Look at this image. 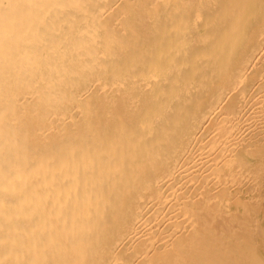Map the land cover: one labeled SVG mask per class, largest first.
<instances>
[{"label":"bare ground","instance_id":"obj_1","mask_svg":"<svg viewBox=\"0 0 264 264\" xmlns=\"http://www.w3.org/2000/svg\"><path fill=\"white\" fill-rule=\"evenodd\" d=\"M262 125L264 0H0V264L186 261Z\"/></svg>","mask_w":264,"mask_h":264},{"label":"rangeland","instance_id":"obj_2","mask_svg":"<svg viewBox=\"0 0 264 264\" xmlns=\"http://www.w3.org/2000/svg\"><path fill=\"white\" fill-rule=\"evenodd\" d=\"M248 31H246V32L249 33ZM262 72H263V67H260L259 69L251 71L247 81L250 79L251 76H252V79L255 80L256 77H258L257 75L262 73ZM260 129H261V131H263V133L261 132L262 136L259 135V138L262 139L261 144L259 146H257V148L255 147V148H253V150L247 151L248 153L243 152L239 155H234V157H236V158H234L236 163L243 165V166L248 165L247 167L253 168V169L255 167L256 174L254 173L253 178L252 177H251L252 179L249 178V180H247V183L251 185L252 184L251 181L255 177L257 179V182H259L258 185H256L258 187L257 191H259L258 194L257 195H251L249 193H246L244 195V198H246V199L244 201H242L243 203L233 204L231 208H228V206H227L230 203V199L228 198V196H226V198H222L221 200L217 201L216 202L217 204L215 205L216 207L215 208L212 207L213 212H212L211 220L217 219L219 217V215L226 214L228 217L229 223L232 226L231 235H228L226 238L224 233H221V231L218 228L217 229L211 228V230H209V231L207 230L208 231V232L206 231L207 234L204 233V231H205L204 230L203 232L200 233V235H198V239L200 238V241L196 238L197 236L195 238L190 239L191 242L189 239H188V241L187 240L184 241V244L182 245L181 253L185 254L186 261H181V263H179L178 260H176L177 258L175 256V259H174L175 262L173 261L172 264H189L190 261H191V264H208V263L209 264H218V263L219 264H227V263L228 264H264V194H263L264 193V138H263V136H264V125H262L260 127ZM240 159L242 160V162ZM257 173H258V175H257ZM226 201H227V203H226ZM191 203L192 202H189L188 206L189 207L191 206L190 207L191 209L193 208L192 211L197 212V210H198V213L202 214V215L205 213L207 214L209 212L208 211V205L209 204L203 203V205L198 206L195 204L191 205ZM201 206H202V208H201ZM196 207H197V209H196ZM205 207H206V209H205ZM224 207H226V208H224ZM225 209H227L228 211H226ZM199 210H202V211H199ZM203 212H205V213H203ZM220 212H221V214H219ZM251 227H253L252 228L253 231L248 233V229H250ZM234 228H236L235 229L236 231L234 230ZM215 232L216 233L218 232V233L215 234ZM233 237H235V238H233ZM216 241L218 242V244L220 245L221 248L226 249V251L225 250L223 251L224 253L223 252L222 253L221 252L220 253L214 252V249H215L214 245L217 243ZM200 243L204 246L200 245ZM188 244H190V245H188ZM205 244H206V247H205ZM229 245H230V247H228ZM208 248H209V250H211V252L209 250H207ZM179 255H181V254H179ZM179 255H178V257H180ZM191 257H192V259H191ZM209 257H211V259ZM246 258H248V259H246ZM207 259H209V261ZM241 259L245 260L244 263H241ZM217 261H218V263H217ZM220 261H222V262H220Z\"/></svg>","mask_w":264,"mask_h":264}]
</instances>
